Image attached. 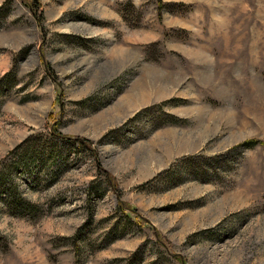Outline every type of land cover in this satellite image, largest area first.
Instances as JSON below:
<instances>
[{"label": "rangeland", "instance_id": "rangeland-1", "mask_svg": "<svg viewBox=\"0 0 264 264\" xmlns=\"http://www.w3.org/2000/svg\"><path fill=\"white\" fill-rule=\"evenodd\" d=\"M0 80V264H264V0H0Z\"/></svg>", "mask_w": 264, "mask_h": 264}, {"label": "trees", "instance_id": "trees-1", "mask_svg": "<svg viewBox=\"0 0 264 264\" xmlns=\"http://www.w3.org/2000/svg\"><path fill=\"white\" fill-rule=\"evenodd\" d=\"M7 79V78H6ZM2 80H0L1 83ZM5 81V80H4ZM5 88V85L2 87ZM1 88V89H2ZM1 94V91H0ZM2 97L0 95V111L2 109L3 103H2ZM56 135V134H55ZM58 137H61L60 135H56ZM63 137V136H62ZM66 138V137H64ZM78 141L89 147V142L88 140H82L78 139ZM28 141H26L24 144H20L16 146L13 152L16 151V154L18 155L19 158L25 159L30 153L32 154V157H35L36 151L38 149V144H28L26 147L23 148V145L27 144ZM256 144V141H248L243 144H241L239 147L244 148V149H250ZM30 145H33L35 150L31 152L32 147L30 148ZM20 150V151H19ZM10 153V154H12ZM7 159V157H6ZM2 161L0 163V202L3 204L5 207L6 211L8 214H10L13 217H31L35 218L39 216L40 214V209L39 207L27 200L18 187L15 184V181L9 177V167L6 165L5 167L3 166ZM2 237L0 236V239Z\"/></svg>", "mask_w": 264, "mask_h": 264}, {"label": "bare ground", "instance_id": "bare-ground-1", "mask_svg": "<svg viewBox=\"0 0 264 264\" xmlns=\"http://www.w3.org/2000/svg\"><path fill=\"white\" fill-rule=\"evenodd\" d=\"M117 60H120V59H117ZM132 100H135V102H138V98L135 99V98L133 97ZM133 102H134V101H133ZM124 108H125V107H124Z\"/></svg>", "mask_w": 264, "mask_h": 264}]
</instances>
